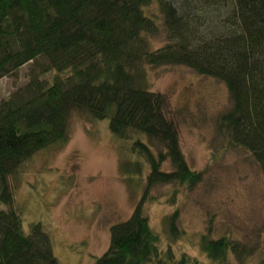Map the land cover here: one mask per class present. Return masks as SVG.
Returning a JSON list of instances; mask_svg holds the SVG:
<instances>
[{"label":"trees","instance_id":"1","mask_svg":"<svg viewBox=\"0 0 264 264\" xmlns=\"http://www.w3.org/2000/svg\"><path fill=\"white\" fill-rule=\"evenodd\" d=\"M152 3L159 18L146 11ZM160 27L164 44L152 48ZM27 62V82L0 100V264H60L39 223L24 231L7 178L38 150L67 140L73 111L107 121L126 146L122 175L140 178L147 167L139 200L127 219L110 226L95 264H225L228 255L248 254L239 242L209 233L198 240L209 263L159 248L143 213L149 189L192 190L202 174L183 156L164 97L143 82L146 66L166 65L222 82L230 106L216 128L252 156L264 180V0H0V77ZM48 71L55 75L47 83L39 74ZM177 219V210L162 218L172 239L180 235Z\"/></svg>","mask_w":264,"mask_h":264},{"label":"rangeland","instance_id":"2","mask_svg":"<svg viewBox=\"0 0 264 264\" xmlns=\"http://www.w3.org/2000/svg\"><path fill=\"white\" fill-rule=\"evenodd\" d=\"M146 11L159 18L155 3ZM160 29L150 39L152 48L164 44ZM31 70L32 62H27L0 77V100L23 87ZM145 70L143 86L164 97L163 110L176 128L183 156L190 169L202 174L192 190L176 184L149 189L143 213L159 236V248L172 247L209 263L198 245L200 235H225L249 251L240 258L228 255L225 264H258L264 254V180L252 156L228 144L216 128L218 116L230 106L224 84L183 65ZM54 75L39 74L47 83ZM67 132L64 143L38 150L7 180L25 232L39 223L60 264H95L108 246L110 226L127 219L139 200L147 167L140 178L120 173L124 145L111 135L106 120L73 111ZM170 168L168 162L162 164L163 170ZM174 210L180 232L176 239L162 223Z\"/></svg>","mask_w":264,"mask_h":264}]
</instances>
